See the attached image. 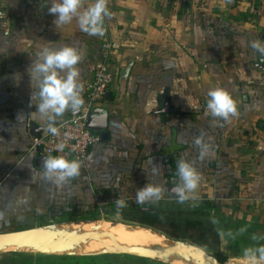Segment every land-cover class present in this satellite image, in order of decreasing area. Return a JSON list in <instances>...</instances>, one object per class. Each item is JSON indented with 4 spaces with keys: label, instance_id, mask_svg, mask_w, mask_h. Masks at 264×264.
Here are the masks:
<instances>
[{
    "label": "crops",
    "instance_id": "crops-1",
    "mask_svg": "<svg viewBox=\"0 0 264 264\" xmlns=\"http://www.w3.org/2000/svg\"><path fill=\"white\" fill-rule=\"evenodd\" d=\"M53 2L0 0V232L88 219L99 205L118 207L117 200L136 205L137 190L150 183L161 187L160 199L139 207L203 210L214 238L202 247L258 258L264 247V52L252 43L264 46V0H106L103 35L81 31L77 17L58 27L48 12ZM92 3L81 0L79 11ZM104 40L118 45L111 55L117 75L131 63L126 91L119 96L116 79L91 108L105 111L106 136L94 132L99 140L80 162V174L61 184L45 180L35 161L43 155L40 146L29 147L31 123L43 131L47 121L30 101L27 69L40 47L77 49L81 109ZM216 87L236 103L227 120L202 112ZM198 137L208 145L203 159ZM181 159L200 176L184 201L168 190L179 182ZM55 214L66 218L54 220Z\"/></svg>",
    "mask_w": 264,
    "mask_h": 264
},
{
    "label": "clouds",
    "instance_id": "clouds-1",
    "mask_svg": "<svg viewBox=\"0 0 264 264\" xmlns=\"http://www.w3.org/2000/svg\"><path fill=\"white\" fill-rule=\"evenodd\" d=\"M81 0H54L48 12L53 14L54 23L59 27L72 21L73 17L78 18L80 30L90 35H103L104 18L110 15L106 0H94L83 12H80ZM252 47L264 52V46L257 42ZM34 60L27 69L30 77V84L33 92L30 101L35 104V112L47 121V130L53 135L58 133L54 126L56 118L62 116L67 110L78 111L84 101L80 95L81 85L79 80V69L76 65L81 60V54L71 46L58 48L40 47ZM20 74H15L14 79L18 83ZM207 109L211 116L227 120L234 116L237 111L236 103L231 95L223 88H211L207 92ZM193 107V103H189ZM194 143L200 148L199 158L203 159L208 151V145L204 144L201 137L196 138ZM63 144L58 145L62 150ZM151 163V162H150ZM42 173L45 180L57 184L66 182L68 179L80 174V162L70 160L66 156L49 155L42 159ZM157 171L156 167L152 172ZM177 176L179 182L172 189L173 193L181 201L189 199L191 193L197 188L200 176L192 162L181 159L177 163ZM161 187L153 184H146L136 192V202L143 204L146 201L160 199ZM118 207L124 206L123 200H117ZM259 259L264 260V247L256 250ZM256 254H251V259L256 260Z\"/></svg>",
    "mask_w": 264,
    "mask_h": 264
},
{
    "label": "water",
    "instance_id": "water-1",
    "mask_svg": "<svg viewBox=\"0 0 264 264\" xmlns=\"http://www.w3.org/2000/svg\"><path fill=\"white\" fill-rule=\"evenodd\" d=\"M131 63L122 67L117 75V84L119 96L122 97L126 91ZM108 95V93L106 94ZM163 114L162 118H167V108L159 110ZM78 112H73L76 114ZM165 114V115H164ZM85 126L92 132H98L101 139L106 136L107 115L102 109H91L88 112ZM31 134L34 138H39L42 131L41 127L31 123ZM47 156L38 155L35 157L36 164L42 165V159ZM176 186L169 187L173 197H177L172 189ZM101 221L96 219H75L62 223H51L45 225L31 226L18 230L0 232V252L11 251L20 254H66L74 256L97 255L112 253L118 255H127L148 260H161L168 264H223L220 260L210 254L204 247L194 243L182 241L180 239L170 240L162 235L158 229L146 224L135 222L133 224L123 225L132 229L150 231L156 237L161 239L159 244H153L148 247L138 245L118 244L108 247L99 252L75 253L73 248L79 247L84 242L95 241L97 236L88 235L87 233H76L70 230V225H80ZM103 222V221H101ZM111 224V223H110ZM70 230V231H68ZM134 231V230H133ZM71 232V233H70ZM105 233L104 236L105 237Z\"/></svg>",
    "mask_w": 264,
    "mask_h": 264
},
{
    "label": "built area",
    "instance_id": "built-area-1",
    "mask_svg": "<svg viewBox=\"0 0 264 264\" xmlns=\"http://www.w3.org/2000/svg\"><path fill=\"white\" fill-rule=\"evenodd\" d=\"M118 49L117 43L104 40L100 43L101 57L95 64L89 81L86 83L87 105L83 106L76 114H71L55 122L58 133L53 135L48 132L47 126L39 138H35L29 147L34 151L40 146V152L45 156H66L68 159L82 162L88 149L99 140L98 134L86 128L85 123L88 112L97 103H100L106 94L116 85L117 75L111 66V55ZM207 102L203 104L202 112L211 115L207 109ZM63 144L62 150L58 145Z\"/></svg>",
    "mask_w": 264,
    "mask_h": 264
},
{
    "label": "rangeland",
    "instance_id": "rangeland-1",
    "mask_svg": "<svg viewBox=\"0 0 264 264\" xmlns=\"http://www.w3.org/2000/svg\"><path fill=\"white\" fill-rule=\"evenodd\" d=\"M111 204H104L103 206H98L99 210L90 211V217L88 219H96L101 220L103 222L111 223L110 225H128L133 224L136 221L134 219H126L127 214L136 215L138 218L142 217V213H118V211H111L110 210ZM99 211V212H98ZM94 212V213H92ZM168 216L171 213L167 214ZM175 214H173L174 216ZM57 216L54 220L58 218H66L62 217L61 214H55ZM158 215H153L152 217H147V221H152L156 218V226L154 227L158 229L159 232H162V235L170 240L180 239L185 242L194 243V239L198 238V236H202L204 233L203 227H186L184 224V220L189 217L187 212H184L178 215L174 221H168L166 219H161L157 217ZM145 218V217H143ZM48 220V219H47ZM49 220H53V218H49ZM139 223V222H138ZM148 225V224H146ZM185 233L186 237L180 236H173V234H180ZM154 237V236H153ZM198 245V244H197ZM210 254L220 260L223 264H264V260L256 258V260L247 259L238 257L237 255H233L229 251L219 250L215 251L212 249H206ZM25 256L31 257L34 261V264H168L165 261L161 260H148V259H141L137 257L127 256V255H118L112 253H104V254H97V255H84V256H74V255H66V254H37L34 253L33 255L29 254H20L17 252L11 251H1L0 252V264H8L12 259H16L17 257ZM33 264V262H32Z\"/></svg>",
    "mask_w": 264,
    "mask_h": 264
},
{
    "label": "bare ground",
    "instance_id": "bare-ground-1",
    "mask_svg": "<svg viewBox=\"0 0 264 264\" xmlns=\"http://www.w3.org/2000/svg\"><path fill=\"white\" fill-rule=\"evenodd\" d=\"M70 226L71 228L69 229L74 230L76 233H87L88 235L99 236L95 241L91 240L84 242L79 247L73 248L72 251L75 253L99 252L105 248L118 244L148 247L161 242V239L150 231H145L143 229L137 231L131 227L110 225V223L107 222L93 221L91 223ZM104 233L106 234L105 237H103Z\"/></svg>",
    "mask_w": 264,
    "mask_h": 264
},
{
    "label": "trees",
    "instance_id": "trees-1",
    "mask_svg": "<svg viewBox=\"0 0 264 264\" xmlns=\"http://www.w3.org/2000/svg\"><path fill=\"white\" fill-rule=\"evenodd\" d=\"M114 73L117 75V70L113 69ZM208 205V204H206ZM111 210L113 211H118L120 214L121 213H142V217L138 218L136 215L133 214H127L129 218L126 219H134L136 222L142 223V224H148L154 227H158L156 226V218H154V220L152 221H147L146 218L152 217L153 215H158L157 217H160L161 219H166V220H170V221H174L175 218L184 213L187 212V214L189 215V217L187 219L184 220V224L186 225V227H200L204 229V233L202 236H198V238L194 239V242L198 245L204 246V247H211L213 244L210 242L214 236L212 234H210L209 232V227H208V223L206 221V217L204 215V211L199 210V209H170V210H161V208L158 207H153V208H146V207H139L138 204H128L125 205L123 207H113ZM93 213V212H92ZM170 214V216H168L167 214ZM173 214H175L173 216ZM122 215V214H121ZM145 217V218H143ZM153 218V217H152ZM173 236H180V237H186V234L180 233V234H173ZM34 264L33 259L30 257H25V256H20L17 257L16 259H12L8 264Z\"/></svg>",
    "mask_w": 264,
    "mask_h": 264
}]
</instances>
